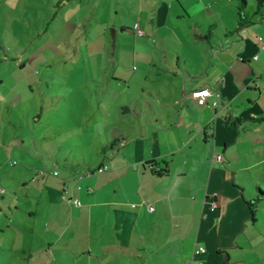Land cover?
Returning <instances> with one entry per match:
<instances>
[{"label": "crops", "instance_id": "1", "mask_svg": "<svg viewBox=\"0 0 264 264\" xmlns=\"http://www.w3.org/2000/svg\"><path fill=\"white\" fill-rule=\"evenodd\" d=\"M151 7L141 67L99 80L105 127L67 179L62 224L47 221L50 247L66 241L85 264H264V2ZM195 88L215 93L200 104Z\"/></svg>", "mask_w": 264, "mask_h": 264}, {"label": "rangeland", "instance_id": "2", "mask_svg": "<svg viewBox=\"0 0 264 264\" xmlns=\"http://www.w3.org/2000/svg\"><path fill=\"white\" fill-rule=\"evenodd\" d=\"M159 2L0 0V264H85L50 247L47 221L62 224L67 179L96 154L99 80L141 67L135 38L154 44L142 29Z\"/></svg>", "mask_w": 264, "mask_h": 264}, {"label": "built area", "instance_id": "3", "mask_svg": "<svg viewBox=\"0 0 264 264\" xmlns=\"http://www.w3.org/2000/svg\"><path fill=\"white\" fill-rule=\"evenodd\" d=\"M261 39V46L262 48H264V38L262 36L259 37ZM255 58H257V55L255 56ZM215 92L210 89V88H195L191 91V97L196 100L198 103L202 104L205 103L207 101V97L211 94H214ZM217 95H219V93H217ZM216 104V102H215ZM214 159L217 161H222L223 160V154L221 152H215L214 153ZM104 167H99L98 170L101 171L103 170ZM74 203L76 204V206L81 204V201L79 199H74ZM212 208L216 207V204L213 202L212 203ZM148 208L149 210H153L154 206L152 204H148ZM205 251V247L204 246H197L194 249V254H198Z\"/></svg>", "mask_w": 264, "mask_h": 264}, {"label": "trees", "instance_id": "4", "mask_svg": "<svg viewBox=\"0 0 264 264\" xmlns=\"http://www.w3.org/2000/svg\"><path fill=\"white\" fill-rule=\"evenodd\" d=\"M241 7L243 8L244 5L246 4V0H239ZM264 2V0H258L259 5H262V3ZM114 142L111 143V145H113ZM259 198L264 199V191H260V196Z\"/></svg>", "mask_w": 264, "mask_h": 264}]
</instances>
